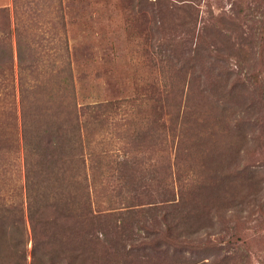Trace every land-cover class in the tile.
<instances>
[{
  "label": "rangeland",
  "instance_id": "obj_1",
  "mask_svg": "<svg viewBox=\"0 0 264 264\" xmlns=\"http://www.w3.org/2000/svg\"><path fill=\"white\" fill-rule=\"evenodd\" d=\"M184 2L197 3L198 10L181 7ZM58 3L77 104L101 105L88 126L95 155L106 154L101 162L108 172L99 187L89 182L100 204L96 210L92 197L91 210L99 217L39 225L46 232L35 255L43 264H264V0ZM0 7L11 21V0H0ZM191 19L199 30L203 24L220 32L206 39L210 69L202 59L193 69L179 70L181 61L171 53L185 36L188 41L180 45L192 49L196 34L180 32ZM237 80L242 87H233ZM216 81L223 84L216 94L227 109L212 102ZM162 96L169 97L163 106ZM162 123L165 127L158 126ZM168 123H175L173 132ZM7 139L0 152V205L9 208L12 223L0 244V264H16L21 248L28 264L33 236L18 119ZM180 168L187 169V178ZM131 185L155 201L165 185L173 191L190 187L195 210L187 249H177L176 230L160 217L163 210L154 218H146L151 210L127 212L123 197ZM90 222L94 229L88 232ZM17 226L19 244L11 234ZM88 236L96 237L90 251Z\"/></svg>",
  "mask_w": 264,
  "mask_h": 264
},
{
  "label": "trees",
  "instance_id": "obj_2",
  "mask_svg": "<svg viewBox=\"0 0 264 264\" xmlns=\"http://www.w3.org/2000/svg\"><path fill=\"white\" fill-rule=\"evenodd\" d=\"M58 2L59 0H11V21L7 9L0 7V152L4 151V143L8 140L7 134L12 131L13 123H16L18 119L25 145L24 194L30 231L33 236L28 264L44 263L41 257L35 255L37 241L46 232L39 225L45 226L48 222L60 221L65 223L71 220H82V218L91 221V217H99L91 210L93 196L90 195L89 182L91 186L99 187L100 180L108 172L106 168L102 169L101 162L106 154L102 152L95 155L91 146V128L88 126L93 124L91 119L96 120L101 105L99 107L97 104L90 103L77 104L72 75L66 60L65 24ZM196 4L192 2L194 5L192 6L190 2H184L181 7L196 12L198 10ZM188 24L189 28L187 26L180 32L182 35L188 32H191V36L193 33L196 34L192 49L189 46V50L186 51L180 45L183 39L188 41L186 36L179 38L178 52L171 49L176 60L181 61L179 70L187 69V67L193 69L202 59L209 61L210 69L212 61H210V47L206 39L212 37L215 39L220 32L216 28L211 29L203 24L199 30V26L197 27V23H194L192 19ZM191 50H193L192 54ZM186 54L188 58L183 60ZM213 69L214 67H211V70ZM239 84L242 87V81L237 80L233 87ZM212 86L215 91L213 104H220L222 110L227 109L228 107L216 94L223 84L216 81L212 82ZM242 95L237 96L239 104L243 101ZM168 99V96L167 98L162 96L161 106L169 102ZM172 108H169L170 113L173 110L177 116L178 110ZM238 123H243L241 118ZM168 124L167 129L173 132L175 123ZM158 126L165 127V124ZM179 133L182 132L178 131ZM146 134L147 131L140 140ZM140 140H135V144H140L137 143ZM75 149L76 151L73 152ZM0 163L3 168L4 163L1 158ZM105 163V166L110 164L109 160ZM123 163L125 170L128 162L123 161ZM134 163H140V161L135 160ZM87 170L90 176L87 175ZM179 170L180 176L187 178V169ZM165 186L167 187L155 192L156 196H159L157 201L150 199L152 198L150 194L138 191L132 185L126 187V192L130 194L123 197V206L127 207L128 213L144 215L148 210L154 211L150 217L145 214L146 218H154L158 216L156 211L163 210L164 212L159 216L164 220L169 219L173 224L177 241L180 242L177 249L184 250L187 249L186 243L191 233L193 210H195L190 198L191 189L186 185L182 189L173 191L171 186ZM93 195L95 196L94 193ZM176 196L177 199H175ZM93 198V204L97 210L100 204L95 197ZM109 200L108 202H111ZM143 204H148L146 207L149 208L138 209L140 208L138 206ZM9 214V208L0 205V244L5 242L4 238L9 232L7 225L12 219ZM89 224L88 232L94 229L93 223ZM11 234H14L13 237L19 244L22 236L18 226L11 231ZM92 240L94 239L88 236L89 251L96 246V237L93 242ZM2 250L3 248L0 247V259L3 255ZM93 253L94 251L88 252L91 256ZM16 264H26L25 251L22 248L17 254Z\"/></svg>",
  "mask_w": 264,
  "mask_h": 264
}]
</instances>
